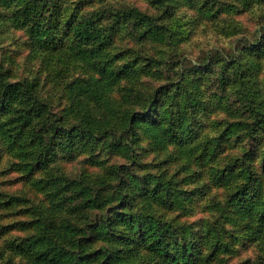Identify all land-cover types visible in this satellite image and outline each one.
Wrapping results in <instances>:
<instances>
[{"label":"rangeland","instance_id":"374dc122","mask_svg":"<svg viewBox=\"0 0 264 264\" xmlns=\"http://www.w3.org/2000/svg\"><path fill=\"white\" fill-rule=\"evenodd\" d=\"M62 1L65 16L101 10L113 21L136 8L153 24L150 40L134 35L128 23L119 26L108 48L113 63L131 61L138 68L134 81H122L114 94L126 101L128 113L144 112L128 141L137 156L132 160L126 144L109 134L69 136L49 126L54 118L66 128L81 122L66 111L69 85L89 75L79 62H60L58 51L51 55L52 45L35 54L28 25L13 17V0H0V123L20 142L40 136L21 159L16 139L0 135V264H31L24 252L37 239L45 245L39 253L51 244L73 251L80 241L89 264H114L100 261L108 249L121 251L104 239L107 234L119 241L128 235L134 261L155 264L144 256L138 227L116 222L129 213L156 218L171 238L188 244L194 250L190 264H264V227L242 219L235 205L248 181L256 184L253 194H264V107L256 118L257 111L243 105L247 89L258 86L264 94V70L250 83L246 60L260 52L256 60L264 62V0ZM233 61L241 62V73ZM222 62L232 73L237 69L227 80L228 98L213 76ZM16 82L29 84L32 94L7 96V85ZM228 99L238 114L225 110ZM27 113L30 125L23 132L19 118ZM144 119L163 120L171 136L167 148L148 136ZM233 122L242 125L231 128ZM193 125L185 147L190 156L180 158L178 135ZM54 226L74 228L75 237L57 241Z\"/></svg>","mask_w":264,"mask_h":264},{"label":"trees","instance_id":"16d2710c","mask_svg":"<svg viewBox=\"0 0 264 264\" xmlns=\"http://www.w3.org/2000/svg\"><path fill=\"white\" fill-rule=\"evenodd\" d=\"M13 2V17L28 25L30 43L35 54H38L39 50H42L44 46L52 45L55 51H51V55H56L55 52L58 51L60 62L66 63L70 60L75 63L79 62L87 75H89L88 77L76 78L69 85L72 103L66 111L73 116H79L81 122L66 128L63 124H60L59 118H54V121L51 120L52 122L49 126L69 136L73 135L75 131L76 134L90 138L109 134L113 140L126 144V147L132 152V160H134L137 153L128 141L132 135L135 136L136 127L143 120L144 112L135 111L128 113L127 108L124 107L126 101L117 100L114 94L119 89L122 81L128 83L134 81L138 74V68L131 61L123 64L113 63V57H111L112 54L108 48L111 37L118 31L119 26L126 23L131 26L134 35L146 34L142 39L150 40L151 36L147 35L148 32L156 36V33L151 29L153 28L151 21L136 8L123 11L119 15L115 14L117 18L112 21L107 19L106 12L101 10L83 11L75 9L65 16L63 13L64 2L62 0H13ZM262 41L264 44V37ZM231 52L238 53L237 47L231 45ZM256 58H260V52H257L254 59L252 56L246 57V60L249 59L247 61L251 65L248 72L250 83L256 79V73L259 70H264V62L256 60ZM222 63V68L216 70L213 76L220 77L218 78L219 87L228 98L226 93L227 80H231L237 69L241 73L244 68L240 66L241 62L233 61L230 65L232 68L236 66L237 69L232 73V69L226 68L229 62ZM195 87L198 89L199 85L195 84ZM253 90L254 92L252 89H247L248 98L246 102H243V105H246V108L253 107V111H257L256 118H259L262 116L260 110L264 107V94L261 93L262 90L258 86L253 88ZM24 91H27L30 95L32 94L29 84L16 82L7 85L5 94L17 99L22 97ZM227 102L229 103H227L225 110L228 113L231 112L232 115L238 114L239 110L236 108L235 102L233 105H230L232 103L230 99ZM154 107L152 106V109ZM23 117L24 119L19 118V121L25 125L23 129V132H25L30 125L28 124V113ZM144 120L148 136L162 150L167 148L166 141L171 136H168V132L164 128L163 120L156 122ZM114 122V126L107 128ZM236 125L240 126L242 124L233 122L229 126L233 128ZM6 126V123H0V135L5 140L15 138L19 158L26 159L28 157V146L35 145L40 136L35 135V138L29 140V142L21 138L22 142H20L16 134H11V129H7ZM195 129L196 126L194 125L186 126L178 135L180 158L187 155L190 156L191 152L185 147L187 138L192 136ZM32 130L35 133L37 132L35 128H32ZM210 150L211 147H208L205 152L208 153ZM250 178L251 176H249ZM257 182L260 186L259 188H263L261 181L257 180ZM246 186L247 188H244L239 196L237 194L238 197L235 200L236 213L242 219L252 217L264 227V194L256 195L252 193V187L256 186L253 180L248 181ZM116 219L118 223L126 224L128 221L132 228L138 227L141 238L147 247L146 251H144V256L149 258L150 263L190 264L189 259L194 256V250L188 244H183L182 246L177 239L171 238L170 232L164 229V226L156 218L129 213L123 214L122 219L120 216H117ZM53 229H55V234L53 235L57 237V241H68L71 237H75L76 231L70 226H65L60 231L56 230L55 226ZM110 235H104V239L111 241V246L119 244L121 251L120 248H115L113 252L108 249L107 254L102 256L100 261L110 260L114 261V264H145V262L137 263L134 261L132 252L136 249H129V244L126 241L128 235L121 241H119L118 236L114 235L112 237ZM109 236L111 238H107ZM83 244L84 242L81 243L79 241V245L77 244L78 248L73 251L65 246L51 244L52 246L45 247L39 253L37 248L45 245L41 239H37L29 245V249L25 250L24 253H28L31 264H89L85 260V252L82 251L84 248ZM195 261H197V258H195Z\"/></svg>","mask_w":264,"mask_h":264}]
</instances>
